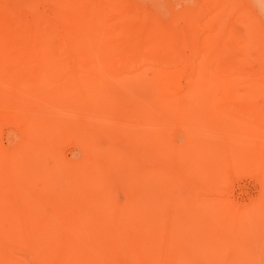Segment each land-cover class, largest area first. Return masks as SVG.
<instances>
[{"label": "bare ground", "instance_id": "obj_1", "mask_svg": "<svg viewBox=\"0 0 264 264\" xmlns=\"http://www.w3.org/2000/svg\"><path fill=\"white\" fill-rule=\"evenodd\" d=\"M41 20L0 0V135L13 127L8 135L16 144L9 149L0 142V264H233L201 259L173 224L160 235L148 210L146 160L152 156L148 128L142 127L160 101L189 109L210 81L202 64L188 58L182 74L147 77L142 84L121 80L111 89L96 65L79 61L89 60L87 54L65 45L70 37L57 33L61 46L48 44L56 29ZM147 22L129 35L143 45L138 59L179 60L175 42L164 41ZM236 85H264V77L224 82L230 89ZM52 100H61L62 120L50 112ZM116 107L118 112L108 111ZM71 142L82 158L69 163L60 151ZM39 160L49 173L24 177L19 168ZM241 212L226 230L238 247L251 250L241 233L258 220L264 231V208Z\"/></svg>", "mask_w": 264, "mask_h": 264}, {"label": "rangeland", "instance_id": "obj_2", "mask_svg": "<svg viewBox=\"0 0 264 264\" xmlns=\"http://www.w3.org/2000/svg\"><path fill=\"white\" fill-rule=\"evenodd\" d=\"M6 1L56 29L48 44L59 47V34L70 37L65 45L87 54L89 60L80 56L79 61L96 65L99 78L111 89L121 80L142 84L147 77L154 81L160 75L182 74L189 59L202 64V75L210 81L189 109L160 101L152 105L148 125L142 127L148 128L152 156L146 160L145 176L151 224L160 235L173 224L186 248L211 263L264 264L259 220L241 233L253 244L251 250L238 247L235 234L233 238L226 230L241 220V210L256 213L264 208V85L224 86L227 80L264 77V0ZM145 20L164 41L175 42L179 60L138 59L143 45H135L129 35ZM232 95L238 99L233 101ZM63 110L61 100H52L55 119L65 118ZM111 118L106 114V120ZM9 128L15 130L5 126L0 142L10 149L16 144ZM60 152L69 163L82 158L73 142L63 144ZM19 169L30 178H35L34 171L49 173L42 160ZM225 236L231 244L226 245ZM240 254L246 257L240 260Z\"/></svg>", "mask_w": 264, "mask_h": 264}]
</instances>
